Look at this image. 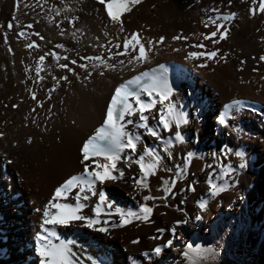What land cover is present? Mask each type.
<instances>
[{
    "label": "bare ground",
    "instance_id": "6f19581e",
    "mask_svg": "<svg viewBox=\"0 0 264 264\" xmlns=\"http://www.w3.org/2000/svg\"><path fill=\"white\" fill-rule=\"evenodd\" d=\"M182 1L186 0H142L130 13H121L124 28L121 32L117 26L109 22L104 7L98 3V0H16L15 12L8 0H0V42L4 40L13 56L16 71L26 82H29L28 87L37 95L40 94L41 87H44L43 91L47 90V95L58 98L65 91H73L79 83L91 85L106 76H114L116 88L141 72L154 69L159 71V65H166L167 60L159 56L158 51L153 47L149 54L150 58L142 63L132 58L135 53L132 48L123 55L116 53L124 52L122 41L133 31L132 26L152 18L154 14L160 13L171 3ZM239 1L244 3L247 9L232 8L231 11L222 12L218 9H216L218 11H211L214 7L204 4L192 7L196 11L193 18L195 31L182 34L186 37L183 40L194 48L192 51L218 50L217 55L211 61H207L205 57H197L188 59L184 62L185 65L176 63L172 73L173 92L167 101L161 102L156 93H153L151 98L140 93L142 100L155 101L150 110H145L147 120L144 123L155 130L157 136H152L145 128L137 126L139 123L137 113H133V116L128 118L132 119V124L121 121L126 132L140 137L136 142L135 151L124 149L116 162V168L124 175L121 177L118 171L113 170V175L117 177L114 181H105L103 184L96 182L94 185L96 194L86 193L89 199L81 201L86 207L81 209L80 214L93 215L92 208L98 202V192L103 189L106 200L111 201V204L101 205L102 210L99 216L102 222L105 220L108 222L107 234L89 229L83 221L79 220L70 221L66 225H45L46 228H52L61 240L75 241V244L70 247L81 264H91L92 260H96L97 264H132V259L136 260L137 264H161L162 259L167 260L168 264H189L188 259L182 255L186 243H191L193 246L201 244L202 248L212 245L217 250L215 255L219 257L221 254L222 257V253L224 254L234 241L251 240V236L255 233L259 234L257 247L264 250V79H262L264 61L259 60V57L264 55V30L256 37L252 47L249 46L250 44L246 46V51L235 50L229 46L233 34L247 18L258 20L264 16V13L257 12L250 15L248 9L258 8V3L254 6L251 0ZM91 5H96L104 11L102 20L104 32L97 38L96 51L86 52L74 39L43 42V29L47 26L54 28L75 26L86 15ZM232 13L235 15L230 20H223L224 15ZM216 23L221 24V30L223 27L228 28L226 37L221 39L217 35L205 40L204 36L207 33L216 30ZM9 24L12 25L11 28L8 27ZM205 24H208V27H205ZM137 33L146 44L147 40L141 36L142 34ZM213 39L217 43H213ZM118 43L120 47H117ZM30 44L35 46L28 47L27 45ZM197 44H203L205 47L202 49L194 47ZM53 53L55 56L52 55ZM42 55L45 59L40 61L39 57ZM96 56L101 57L103 63L89 59ZM241 61L251 72V78L257 77L250 83L260 93L255 94L257 97L238 96L228 99L209 75L215 74L225 80L230 79L236 82L240 72L236 71L234 64H239ZM61 64H67L72 68V72L59 67ZM80 64L86 67L82 69L79 67ZM201 64L205 66L200 67ZM44 76L48 78V81L43 80L39 84L38 80ZM61 76L66 79L61 80ZM2 80L0 75V98L3 91ZM70 83L74 86L67 85ZM110 100L107 102L109 103ZM169 103L176 112H183L187 122L180 124L177 128L173 120L169 128L164 130L163 125L160 124V117L167 112ZM2 104L0 102V118L4 107ZM133 106H135L134 99ZM105 114L104 109L100 119L90 125V132L82 138L81 146L97 128L103 125ZM221 117L223 123L220 122ZM176 131H179L182 136L180 142L175 139ZM144 149L158 156L159 159L163 157L167 168L175 171L177 168L184 169L186 154L193 153L188 161L187 173L182 180L174 184L170 192L172 198L170 204L177 209L176 211L162 207L157 197L152 194L149 181L153 174L147 177V189H141L134 184L136 179L141 178L139 166L135 161L141 156L145 163L151 161L150 156L144 155ZM79 150L78 157L62 155L63 157L58 160V165L62 163L74 169V173L70 172L71 174L59 182L60 184L69 176L78 175L84 171L80 163L82 156ZM237 151L244 154L245 167L243 168L240 167L241 158L235 154ZM197 159L203 163L202 168L195 166L194 162ZM91 160L92 158L85 161L89 164V170L95 167ZM99 162H104L103 157L99 158ZM160 165L161 162L158 160L155 173ZM25 168L4 157L0 140V264H39V257L35 252L36 233L44 234L40 228L42 210L52 197H44L45 199L39 201L32 188L42 187L41 190H47L45 186L49 181L45 179V176L49 173L52 175L53 171L49 166L45 169L44 167L35 168L31 171L28 180H22V172L31 170V168ZM209 182L216 187L228 185L240 192L226 191L221 194L217 192L213 196L209 191ZM189 185L192 187L191 191L188 188ZM86 188L87 185H85ZM77 191L79 189H74L60 202L74 204V195ZM84 194L81 193V196ZM144 195H150L155 199L144 201L142 199ZM200 200L205 201L204 209L198 206ZM141 203L152 208L149 216L150 223L133 220L120 227L115 208L125 212L137 211ZM210 206L212 213L208 216ZM185 215L190 219L189 222L186 221ZM197 216L200 218L197 219ZM176 221L181 223L176 224ZM112 224L118 226L113 228ZM101 226L104 225L101 224ZM172 227H175V234L167 231ZM157 228H164L165 232L160 234L156 232ZM157 236L159 239L149 238ZM168 239L173 240L172 245L162 247L161 253L154 255L152 249L158 244L163 245ZM132 240H138V242L133 244L130 242ZM145 253L147 255H144ZM207 255L211 256V254H205ZM197 264H205L203 258H200Z\"/></svg>",
    "mask_w": 264,
    "mask_h": 264
},
{
    "label": "rangeland",
    "instance_id": "374dc122",
    "mask_svg": "<svg viewBox=\"0 0 264 264\" xmlns=\"http://www.w3.org/2000/svg\"><path fill=\"white\" fill-rule=\"evenodd\" d=\"M8 1L11 3L13 12H15L16 0ZM197 4L214 7V9L222 10V12L231 11L232 8L247 9L245 4L240 3L239 0H231L230 4L228 0H186L181 3H171V6L168 5L160 13L154 14L152 18H148L144 22L135 24L131 29L139 32L140 35L142 34L141 36L146 40L151 39L154 50H157L158 55L167 60L166 64L173 62L185 65L184 62L190 59H186L188 52L194 48L185 40H173L172 37H183L182 34L195 31L193 18L196 11L192 7ZM103 17V9L91 5L86 15L75 26H64L63 28L47 26L43 29V42L51 43L58 40L74 39L83 46L86 52L96 51L98 49L97 38L101 37L104 32ZM263 30L264 16L258 20L247 18L233 34L229 46L235 50L246 51V46L250 44L249 46L252 47V43ZM161 36L164 37V40L157 44L156 41ZM77 38L79 39L77 40ZM0 52V75L1 80L3 79L0 102L4 106L0 118L1 151L7 160L16 162L21 167H26L25 169L31 168L29 172L27 170L22 172V180H28L31 171L35 168L42 169L44 167L45 169L49 166L52 169L54 174L49 173L48 176H45V179L49 181L45 186L47 190H41L42 187H31L36 198L38 197L37 199L42 201L45 199L44 197H52L55 188L60 185L59 182L71 174L70 172H73L74 169L69 165L62 163L58 165V160L63 157L62 155L64 157L69 155L78 157L82 138L90 132V125L100 119L104 109L106 111L107 106L105 104L111 99L116 83L113 81L114 76H106L91 85L79 83L73 91H65L58 98L53 95L50 97L49 93L47 95V90L43 91L44 87H41L40 94L37 95L28 87L29 82H26L23 76L16 71L13 56L6 47L4 40L0 42ZM234 65H236V71L240 72L238 81L225 80L215 74H210L209 78L228 99L238 96L243 98L257 97L255 94H259L260 91L250 83L257 77L251 78L252 74L244 63L239 62V64ZM46 78L45 76L41 77L42 81L38 80V83L40 84L43 80L44 82L48 81ZM67 85L74 86L71 83ZM33 95H35V99H33ZM159 160L161 165L158 171L150 177L149 187L162 207L176 211L177 209L170 204L172 202L170 192L174 184H165V182L171 181L173 177H177L176 182L182 180L188 169H182L184 171L182 178H180L177 171L167 168L163 157ZM194 164L196 167H203L200 159H197ZM165 187L169 189L167 195H165ZM223 188L224 190L220 194L226 191L240 192V190L228 185L223 186ZM211 213L212 207L210 206L207 215L210 216ZM184 217L189 222L190 219L186 215ZM258 236L259 234L255 233L254 236H251V240L234 241L224 254L222 253V257L220 254L219 257L215 255V259H208L212 255H207L208 257L204 255L201 259L203 258L205 264H264V250L257 247L259 244ZM174 247L178 246L174 245ZM204 257L207 258L204 259ZM160 263L168 264L165 259H162Z\"/></svg>",
    "mask_w": 264,
    "mask_h": 264
},
{
    "label": "snow or ice",
    "instance_id": "6c2138e0",
    "mask_svg": "<svg viewBox=\"0 0 264 264\" xmlns=\"http://www.w3.org/2000/svg\"><path fill=\"white\" fill-rule=\"evenodd\" d=\"M142 0H98V3L103 5L104 10L107 14V18L111 24L117 26L121 32L124 31L123 21L121 19V13H130L133 8L139 5ZM229 4L231 0H228ZM257 7H250L248 12L250 15H254L257 12L264 13V0H251L252 5H257ZM211 11H218L216 9H212ZM235 13L230 15H224L223 20L227 21L234 16ZM211 19V18H210ZM71 23V21H69ZM9 28L12 27L11 24L8 25ZM31 27V25H28ZM205 27H208V24H205ZM215 31L209 32L204 36L205 40L209 38H214L217 35L221 39L226 37V33L228 32L227 27H223L221 30V24H215ZM37 35H39L37 33ZM107 35V33H105ZM43 39V37H41ZM173 40L176 39H186V37H177L173 36ZM164 40V37L161 36L156 41L157 44L161 43ZM213 43H217L215 39L212 40ZM28 47L35 46L34 44L27 45ZM122 46L124 52L116 53L117 55H123L127 52L129 48L135 50L133 54V59L138 62H144L148 60L149 54L152 51L153 41L151 39L147 40L146 44L142 42L139 34L136 31H131L127 38H124L122 41ZM60 47V45H57ZM103 47V45H101ZM117 47H120V44H117ZM194 47L196 48H204L203 44H197ZM217 51H190L188 52L186 59L188 58H197V57H205L207 61L213 60ZM55 56V53L52 54ZM40 61H43L45 57L42 55L39 57ZM103 63L101 57L96 56L94 58ZM223 59V57H221ZM260 61H264V55L259 57ZM75 63V61H72ZM243 64V61H241ZM200 67H204V64L199 65ZM61 68L67 69V71L72 72V68L68 67L67 64L59 65ZM80 68H85L84 64L79 65ZM115 67V65H113ZM159 72L157 70H153V74L149 77L148 83H141V81L137 78L133 81L127 82V84L135 83L137 85L136 90L130 89L127 87V84H122L117 86L111 96V100L107 104L106 114L103 118V125L96 129L95 133L86 139L81 148L80 154L82 159L80 163L84 167V171L78 175L69 176L66 180L63 181L62 184L57 186L52 194V198L47 201V203L43 206V214H42V222L40 224V228L42 229V233H36L37 243L35 245V252L39 257V264H81V262L76 258V254L72 251L70 245L75 244L73 240H61L57 233L52 228H46L45 225H66L70 221H83L84 225L89 228L97 231L99 233L107 234L108 232V222L107 220L101 221L99 216L101 214V205L104 203L111 204V201H107L105 198V192L103 189L98 192V202L96 206L92 208L93 215L85 216L80 214L81 209L86 207L84 203L81 201L88 200L89 197L86 193L96 194V190L94 185L96 182L103 184L105 181H114L117 177L113 175V170L119 172L122 177L124 173L116 168V162L120 159V153L124 149H131L135 151L136 142L139 141L140 137L135 135L134 133L129 134L125 131L124 124L121 121H126L128 124H132V119H128L133 116V113H137L139 115V123L138 127L145 128L146 131L152 136H157V132L152 128L148 127L146 123L147 120L145 110H150L155 103L154 100L149 99L147 102L140 98V92L149 98L152 97L153 93L159 96V100L161 102L167 101L169 96L172 95L173 88L170 86L166 73L167 69L163 64L158 66ZM255 71V69H254ZM143 75L147 76L148 73H144ZM61 80H65L66 77L61 76ZM264 79V77H262ZM135 100V106H133L129 102V98ZM33 99H35V95H33ZM39 103V101H37ZM16 107V105H13ZM228 107V105H225ZM174 120L177 128H179L180 124L186 123L187 121L184 119L183 112H176L172 107L171 103H169V107L165 115L160 117V124L163 125V129L167 130L170 126V122ZM220 122L223 123V118H220ZM2 135V134H0ZM159 138V137H157ZM175 139L177 142L182 140V136L179 131L175 132ZM30 142V138H29ZM238 157L241 158L240 167H245L243 162L244 154L240 151L235 153ZM144 155H148L151 157V161L149 163H145L143 156L135 161V163L139 166L140 177L134 181V184L141 189H147V177L150 174H155L156 164L159 160L158 156L153 155V153L149 152L147 149H144ZM215 155V154H214ZM193 156L192 152H188L184 158V170H186L189 158ZM103 157V163L99 162V158ZM90 158H95L91 160V163L95 165L89 170V164L85 163V161H89ZM127 160V157H125ZM180 168H177L176 171L178 176L182 178L183 171ZM177 177H173L171 181L165 182L175 184ZM85 184L87 188L85 189ZM189 190H192L191 185L188 186ZM72 189H79L74 195L75 203H61V199L67 198ZM224 188L216 187L209 182V191L213 196L216 195L217 192L223 191ZM180 191H184V189H180ZM169 189L165 187V195H167ZM81 193H85L81 196ZM144 201H149L151 199H155L150 195H144L142 197ZM183 203V201H181ZM198 206L201 209L205 208V201H198ZM54 209V211H53ZM36 211H40V209H36ZM152 208L149 207L145 203H141L138 206L137 211L128 210L127 212L123 211L120 208H115V213L119 216V226L123 227L126 224L131 223L133 220H139L144 222H149V216L151 215ZM197 219L200 217L197 216ZM176 224L181 223V221H176ZM103 224L104 226H101ZM117 224H112L111 227H117ZM167 231L175 234V227L167 229ZM156 232L163 234L165 232L164 228H157ZM150 239H159L157 237H149ZM58 241L54 243L53 241ZM131 243L135 244L138 240H132ZM173 240L168 239L163 245H156L152 249V253L154 255H159L162 251V247H168L172 245ZM185 251L182 253L184 257H186L189 261V264H197V261L204 256L205 254H211L212 258L215 259L216 249L213 248L212 245H208L206 248H202L201 244H193L186 243L184 245ZM144 255H147L145 253ZM132 259V258H130ZM91 264H97L96 260H92ZM132 264H137V261L132 259Z\"/></svg>",
    "mask_w": 264,
    "mask_h": 264
}]
</instances>
